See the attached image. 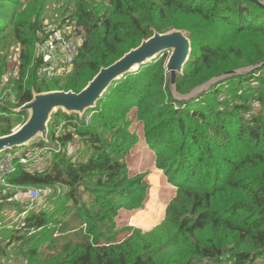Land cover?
Here are the masks:
<instances>
[{"label":"trees","instance_id":"trees-1","mask_svg":"<svg viewBox=\"0 0 264 264\" xmlns=\"http://www.w3.org/2000/svg\"><path fill=\"white\" fill-rule=\"evenodd\" d=\"M57 14L77 33L78 54L66 79L46 83L34 53L45 21L59 25ZM172 29L188 32L191 42L178 97L262 65L179 101L163 53L114 82L83 118L54 114L47 142L28 147L53 155L48 166L40 172L16 160L0 184V264H9L12 242L25 264H264V8L249 0H0V81L16 74L13 103L0 102V136L26 120L14 110L33 92H79L153 32ZM132 113L139 135L130 130ZM74 137L80 155L69 156ZM139 144L175 191L151 232L127 229L118 239L112 219L147 203L145 175L129 176L125 159ZM27 188L43 198L55 189L47 206L18 210L8 226L2 212Z\"/></svg>","mask_w":264,"mask_h":264},{"label":"water","instance_id":"water-1","mask_svg":"<svg viewBox=\"0 0 264 264\" xmlns=\"http://www.w3.org/2000/svg\"><path fill=\"white\" fill-rule=\"evenodd\" d=\"M264 8L260 0H249ZM163 53H168L165 72L169 74L172 92L177 100L186 101L188 97H178L175 92L177 76L191 54L190 34L184 30L172 29L165 33L153 32V35L134 49L125 53L120 59L98 73L79 92L49 91L33 92L32 99L15 110L16 113H26L25 122L5 136H0V153L13 148H24L38 141L47 142L48 128L54 114L62 112L68 116L77 115L83 118L87 111L96 107L108 88L126 74L137 72L142 66L156 60ZM240 70L229 72L196 88L191 92L195 95L208 88L220 78L236 75ZM189 100V99H188ZM4 150V151H3Z\"/></svg>","mask_w":264,"mask_h":264},{"label":"rangeland","instance_id":"rangeland-1","mask_svg":"<svg viewBox=\"0 0 264 264\" xmlns=\"http://www.w3.org/2000/svg\"><path fill=\"white\" fill-rule=\"evenodd\" d=\"M262 4H264V2H262ZM53 20L59 24L56 26L63 27V26H61L62 25V16L61 15L57 14L53 18ZM48 25H52V23L50 21L46 20L45 21V29L47 28ZM45 29H44V32H45ZM46 35H47V33L43 34V38L41 39V43L46 41ZM13 55L14 54H12V56ZM167 55H168V53H167ZM13 58L14 57H12L11 59H13ZM261 65L262 64L256 65V66H249V67L241 68V69H239L240 72L236 75L247 74L249 72L254 71L255 69L260 68ZM229 77H231V76H229ZM66 78H67V76L62 77V78H58L56 76H44L41 80L45 81L46 83H50L52 81H62ZM14 79H16V74H10L8 76H4L0 81L1 82L0 83V102H2L1 104H3L5 101H9L8 107H10L11 106L10 104L13 103L12 85H13ZM220 79L222 80V79H224V77L220 78ZM217 82L218 81H215V83H217ZM215 83H213V84H215ZM213 84H211V85H213ZM211 85H209V87ZM208 88H205V90H203V91H206ZM197 94L198 93H195V95H191V93H190L188 95H185V97H188L187 98V100H188V99L195 97ZM91 115L92 114H89V116H91ZM129 118L131 120H133V125H132L130 130L133 131L136 129L137 134L139 135L140 134L139 131H141V128H142L141 124L137 123L134 120V114L133 113L130 114ZM24 121H25V118L22 119L21 124H23ZM20 125H18V126H20ZM34 142H38V139H36ZM68 145H69V147H68L67 151H68L69 156H75V155H77V153H78V155H80V152H77L79 150L78 149L79 144H78L75 137L73 140H71L68 143ZM137 146H140L141 148L131 149L130 153L126 156L125 159H126L127 170L129 172L128 173L129 176H135V175H141V174L145 175L144 180L149 186L147 203H145V207L143 209H140L137 211H133V212H129L127 210L123 211V212L120 211L118 213V216L112 219V221L109 224L114 225V228H113L114 232H117V231L120 232L118 239H121V238H124L125 236H128V233H130V232L126 231L127 229H131V230L138 229L142 233L151 232V230L157 225L159 220H162V215H163V212L161 211L162 210V201L165 200L166 197L171 198L174 194V191H175V190H173V191L171 190V187H170L171 185L167 182L166 178L161 173V171L156 169V167L154 165V156H153L152 152H150L146 146H143V144H139ZM30 151H31V149H29V148H13L11 150V152L17 153V155H21V156H23V155L28 156L30 154L29 153ZM4 155H5L4 152L0 153V162L3 160ZM52 156L53 155L49 154V155H45V156L41 157V161L43 162L42 163L43 167H42V165H41V167H39V163H32L30 165L33 168H36L37 170H39L41 172L44 170V168H46L48 166L47 161ZM154 170H156L158 172H156ZM27 189L30 190L29 188H27ZM27 189H24L23 190L24 192L18 191L15 193L13 198L15 199L17 205L13 206L11 209H4L3 210V212H2V216H4L3 221H2L3 223L7 224L8 226H10V225L14 226L13 224H11V221L13 223H15L19 219V216H18L19 215L18 214L19 209L24 208V209L30 211V210H38L43 205L47 206L50 203V197L52 196V194L54 192L52 189H50V191L48 192V194L45 195L44 198H43V195H44L43 194L42 197L40 198V200H38L35 204H31L33 206H30L27 203L28 202L27 193L29 192ZM53 189H55V188H53ZM56 189H59V193H61L64 190V188H62L60 186H58ZM82 194H84L83 191H82ZM109 226H106V227H109ZM50 237L53 238V236H50ZM62 242H63V240H60L59 243L57 241L58 246H60V243H61V245L62 244H69L71 242V240L67 239V241L65 243H62ZM74 244L75 243L70 244V249H71V247H73ZM4 245L5 244H3V246ZM15 247H16V243L12 242L11 245H9L5 249L6 251H9L8 263L9 264H25L24 260H26V257L24 255V252H22V251L21 252H18V251L15 252L13 250ZM48 250H49V243L46 244L45 247H43L41 249V251L43 253H47ZM3 252H4L3 250H0V253H3Z\"/></svg>","mask_w":264,"mask_h":264},{"label":"built area","instance_id":"built-area-1","mask_svg":"<svg viewBox=\"0 0 264 264\" xmlns=\"http://www.w3.org/2000/svg\"><path fill=\"white\" fill-rule=\"evenodd\" d=\"M65 26L48 25L46 29L44 26L45 33H47L46 41L37 43L35 52V59L38 64L37 71L40 78L59 75L63 71L67 73L72 61L78 54L75 47L80 39L76 32L73 33L72 30H67ZM41 150L45 152V150ZM41 150H38V158L43 153ZM4 153V158L0 162V184L5 186V176L15 170L14 161L18 160L20 165L32 169L33 167L30 164L35 163L33 162L35 153L34 151L29 152L28 156L17 155L11 150H5ZM28 191V204L33 206L31 204H35L40 200L42 194L35 189Z\"/></svg>","mask_w":264,"mask_h":264},{"label":"crops","instance_id":"crops-1","mask_svg":"<svg viewBox=\"0 0 264 264\" xmlns=\"http://www.w3.org/2000/svg\"><path fill=\"white\" fill-rule=\"evenodd\" d=\"M35 52H36V49H35ZM34 55H35V53H34ZM12 100H14L13 99V96H12ZM31 145H33V143L31 144ZM30 145V146H31ZM30 146H28V147H30ZM28 147H24V148H28ZM34 150V153H35V158H34V160H33V162H35V163H39V167H41V165H42V161H41V157H43V156H45V155H49V154H47V153H45V152H43L41 149H39V148H36V149H33ZM38 150H41L43 153L40 155V157L38 158ZM30 152H32V151H30ZM77 156H78V153H77ZM42 167H43V165H42ZM32 169H34V170H37L36 168H32ZM39 171V170H38ZM6 189V188H5ZM8 189L9 190H12V189H10L9 187H8ZM53 190V189H52ZM57 191H59V189H57ZM18 192V191H17ZM24 192V191H23ZM13 200H14V203H15V205L14 206H16L17 204H16V201H15V199L13 198ZM28 203V202H27ZM19 210H24V212L22 213V215L23 214H25L26 212H30V211H36V210H30V211H28V210H26V209H24V208H22V209H19ZM19 217L21 216L20 214L18 215Z\"/></svg>","mask_w":264,"mask_h":264},{"label":"bare ground","instance_id":"bare-ground-1","mask_svg":"<svg viewBox=\"0 0 264 264\" xmlns=\"http://www.w3.org/2000/svg\"><path fill=\"white\" fill-rule=\"evenodd\" d=\"M76 48V53H77V47H75ZM74 61V60H73ZM73 61H72V63H71V65H70V68H69V71L71 70V68H72V64H73ZM68 71V72H69ZM67 72V73H68ZM67 73H64V71L63 72H61L59 75H55L56 77H62V76H65ZM195 93H198V91H195ZM17 110V109H16ZM93 110V109H92ZM14 112H15V110H14ZM26 114V113H25ZM26 116H27V114H26ZM17 128V127H16ZM4 151V150H3Z\"/></svg>","mask_w":264,"mask_h":264}]
</instances>
